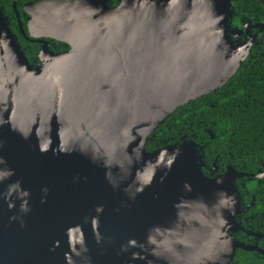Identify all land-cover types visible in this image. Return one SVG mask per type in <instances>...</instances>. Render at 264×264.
I'll return each instance as SVG.
<instances>
[{"label": "water", "instance_id": "95a60500", "mask_svg": "<svg viewBox=\"0 0 264 264\" xmlns=\"http://www.w3.org/2000/svg\"><path fill=\"white\" fill-rule=\"evenodd\" d=\"M109 2L25 4L36 64L0 10V264H230L236 249L264 254L234 238L233 185L205 177L197 150H145L177 108L236 74L251 29L264 24L234 25L230 0Z\"/></svg>", "mask_w": 264, "mask_h": 264}, {"label": "trees", "instance_id": "16d2710c", "mask_svg": "<svg viewBox=\"0 0 264 264\" xmlns=\"http://www.w3.org/2000/svg\"><path fill=\"white\" fill-rule=\"evenodd\" d=\"M34 1L0 0V10L7 17L9 29L30 64L38 63L40 47L22 40L14 15H19L22 32L27 33L22 18L23 7ZM119 1L110 0L109 5L116 6ZM230 2L234 25L264 24V6L258 0ZM251 31L258 34L255 44L236 74L221 88L177 108L150 134L145 146L147 152L188 143L208 166L213 158L222 154L233 155L253 165L257 161L264 162V30L260 33L258 29ZM55 44H58L55 53L68 50L62 43ZM208 130L215 135L214 140L209 139ZM230 264H264V256L236 249Z\"/></svg>", "mask_w": 264, "mask_h": 264}, {"label": "flooded vegetation", "instance_id": "af4514ba", "mask_svg": "<svg viewBox=\"0 0 264 264\" xmlns=\"http://www.w3.org/2000/svg\"><path fill=\"white\" fill-rule=\"evenodd\" d=\"M37 1L39 0L34 2ZM14 17L18 25V34L23 38L22 40L40 47V44L35 42L36 40L30 38L27 33L22 32V22L19 15L15 14ZM22 18L25 19L26 27L28 15L23 13ZM259 36L261 37V35ZM44 41L48 43L52 51L58 50V44H55L56 41L49 39H44ZM208 136L211 140L215 138L210 130H208ZM202 170L208 178L219 176L228 178V184L233 185L236 198L240 196V209L235 217L238 228L234 233V238L244 246L255 247L260 251H264V162L257 161L253 165L252 162L247 163L233 155L228 154L227 157V154H222L213 158L209 166L204 163ZM227 174L228 176H226ZM252 252L264 256L259 251Z\"/></svg>", "mask_w": 264, "mask_h": 264}, {"label": "rangeland", "instance_id": "374dc122", "mask_svg": "<svg viewBox=\"0 0 264 264\" xmlns=\"http://www.w3.org/2000/svg\"><path fill=\"white\" fill-rule=\"evenodd\" d=\"M37 34H39L40 33V31H37L36 32ZM77 38H79V35H77ZM78 40V39H77ZM84 40V42H87L85 39H83ZM77 54H78V51H77ZM240 60V58H237V59H235V62H234V65H236L237 64V62ZM233 65V66H234ZM219 80H221V79H219ZM182 177V176H181ZM181 177H180V179H181Z\"/></svg>", "mask_w": 264, "mask_h": 264}]
</instances>
